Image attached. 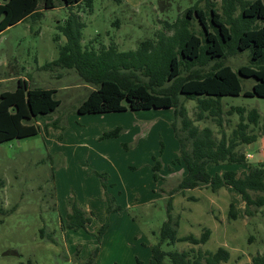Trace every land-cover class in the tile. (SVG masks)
Instances as JSON below:
<instances>
[{"label":"rangeland","instance_id":"obj_1","mask_svg":"<svg viewBox=\"0 0 264 264\" xmlns=\"http://www.w3.org/2000/svg\"><path fill=\"white\" fill-rule=\"evenodd\" d=\"M252 1L93 0L88 6L82 0L68 7L64 0H54L55 7L46 8L40 0L38 15H29L0 33V93L15 90L22 77L31 88L56 89V98L61 100L55 111L33 120L40 127L38 134L0 143V264H138L137 259L148 264L170 204L171 213L179 218L178 235L200 237L203 228H209L210 239L196 248H227L230 259L225 264L250 263L254 256L264 254V206L248 216L240 192L233 187L214 191L203 185L175 190L185 166L177 161L180 145L171 126L175 120L172 109L79 114L78 106L96 85L76 69L48 65L67 42L61 27L72 13L85 23L82 45L99 54L112 46L119 52L138 50L143 41L156 42L161 34L173 36L182 19L188 20L191 31L204 37L205 29L196 13L189 12L190 7L208 12L212 32L217 31L211 22L212 7L223 18H230L229 27L239 29L242 4ZM233 4L235 19L231 20L226 8ZM250 24L257 28L264 20L252 19ZM232 34L223 56L194 68H201L202 74L213 70L216 63L235 70L242 65L257 68L259 62L253 59L251 48L235 51L236 33ZM187 73L183 69L182 74ZM240 78L243 92L222 97L221 126L208 112L198 121L197 100L180 97L196 124L211 127L218 139L223 132L230 136L240 121L237 112H228L231 106H243L247 113L256 108L260 113L259 124H250L248 129L258 135L257 140L238 147L248 164H212L213 174L228 169L242 173L264 161V97L244 95L257 80ZM117 127L123 128L119 136L101 138ZM154 156L162 162L158 180L154 178ZM109 200L118 207L110 213ZM74 203L92 213L86 228L64 227ZM231 203L239 213L236 219L230 217ZM107 218L110 225L99 243V229ZM162 247L187 250L193 245L178 241ZM10 250H17L18 255L8 253ZM167 262L172 264L169 258Z\"/></svg>","mask_w":264,"mask_h":264},{"label":"trees","instance_id":"obj_2","mask_svg":"<svg viewBox=\"0 0 264 264\" xmlns=\"http://www.w3.org/2000/svg\"><path fill=\"white\" fill-rule=\"evenodd\" d=\"M46 8L55 7L54 0H43ZM65 5L72 7L82 0H64ZM92 5L93 0H85ZM40 0H0V33L10 26L23 21L29 15H38ZM227 16L235 19L231 13L235 5L226 8ZM196 17L205 29L204 37L191 31L188 20L182 19L173 36L161 34L155 42L146 40L138 50L119 52L114 46L99 54L82 45V28L85 26L79 17L72 13L65 26L61 27L67 42L60 46V55L48 65L76 69L87 81L96 85L78 106L79 114H94L119 112L126 110L172 109L175 120L172 121L176 138L180 145L178 162L184 163L185 173L179 180L176 191L210 186L214 191L227 186L240 192L245 202V213L252 216L264 206V161L258 165L249 166L248 170L238 173L228 169L223 173H212V164L235 163L248 164L247 156L238 147L257 140L256 133H249L250 124L257 126L260 113L254 108L248 113L243 106H231L229 113L237 112L240 121L230 136L223 132L217 138L214 130L205 126L200 128L190 117L188 108L181 100V95L188 99H196L198 104L197 120L206 117V112L213 116L218 124L223 125L222 97L225 95L238 96L243 92L241 76L254 77L257 81L252 90L244 92L246 96L264 97V25L251 27L252 19L264 20V2L254 0L242 4V26L229 27L227 17H222L214 7L211 8V22L217 31L212 32L208 24V12L202 8L190 7L189 12ZM187 17H190L188 14ZM232 31L236 33L233 47L235 51L252 49V57L259 66L242 65L235 70L230 65L217 64L205 73L194 67L205 65L213 58L223 56L226 48L233 40ZM178 48V51L175 48ZM183 69L188 73L183 75ZM54 88H31L28 80L20 77L15 90H5L0 93V143L38 134L40 127L33 120L55 111L61 104L56 98ZM196 120V121H197ZM58 127V123H52ZM123 131L117 127L103 133L101 138L117 137ZM162 152V150H161ZM154 178H161L162 162L154 156ZM100 176L104 179L105 174ZM257 193L254 196L252 193ZM252 206L255 209H252ZM111 200L108 201V212L117 210ZM1 210V209H0ZM239 213L234 203L230 204V217L238 218ZM89 213L77 203L67 212L64 227L72 230L86 228L92 222ZM109 218L100 227L98 242L100 243L109 227ZM179 218L169 214L160 230V240L152 246L148 264H225L230 259V252L225 247L215 251H204L196 248L206 243L211 236L209 228H203L200 237L188 234L178 235ZM44 232V231H43ZM185 241L193 245L187 250H165L164 243ZM99 248L95 249V256ZM138 264H145L137 259ZM245 264H264V254H258L252 261Z\"/></svg>","mask_w":264,"mask_h":264},{"label":"water","instance_id":"obj_3","mask_svg":"<svg viewBox=\"0 0 264 264\" xmlns=\"http://www.w3.org/2000/svg\"><path fill=\"white\" fill-rule=\"evenodd\" d=\"M8 253H14L18 255V251L17 250H10Z\"/></svg>","mask_w":264,"mask_h":264}]
</instances>
